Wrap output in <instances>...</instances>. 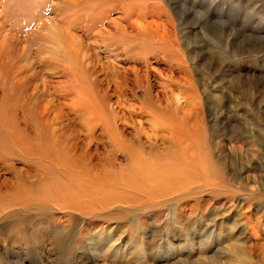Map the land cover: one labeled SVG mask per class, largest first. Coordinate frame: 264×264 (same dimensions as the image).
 Here are the masks:
<instances>
[{"label":"rangeland","instance_id":"rangeland-1","mask_svg":"<svg viewBox=\"0 0 264 264\" xmlns=\"http://www.w3.org/2000/svg\"><path fill=\"white\" fill-rule=\"evenodd\" d=\"M149 10L173 56L114 27ZM140 167L182 184L142 199ZM0 264H264V0H0Z\"/></svg>","mask_w":264,"mask_h":264},{"label":"bare ground","instance_id":"bare-ground-1","mask_svg":"<svg viewBox=\"0 0 264 264\" xmlns=\"http://www.w3.org/2000/svg\"><path fill=\"white\" fill-rule=\"evenodd\" d=\"M65 1H68V2H79L80 0H65ZM127 1V0H126ZM135 1V0H134ZM138 1H146L149 2L150 0H138ZM137 3V2H136ZM143 3V2H142ZM141 3V4H142ZM140 4V3H139ZM101 5V4H100ZM100 5H96V4H93V6H98L96 9H98L100 7ZM133 5V4H132ZM137 5V4H136ZM143 5V4H142ZM127 11L131 12L133 9L129 7V5L127 4ZM138 6V5H137ZM141 6V5H139ZM193 6V5H192ZM136 7V6H135ZM91 9V8H90ZM89 9V10H90ZM95 9V10H96ZM138 10V9H137ZM136 11V10H135ZM134 12V10H133ZM132 12V13H133ZM105 13V12H104ZM102 12V14H104ZM148 15L145 17V16H142L141 13L139 14V11L136 15H134L132 18H129L127 20V25L126 26H122V25H119L117 23H115V28L119 31H123V32H134L139 34V36H141V38H143V40H148L150 43L149 44H152V43H158L160 45L159 49L158 50H161L162 53L165 52H170V49L172 50H176L177 47H178V43L177 41L175 40V37L174 36V26L172 25V23L168 20L167 22H163L159 16V14H155L153 11L150 12V10L147 12ZM97 14V13H96ZM128 15V14H127ZM103 16V15H102ZM101 16V17H102ZM129 17V16H127ZM104 19V18H103ZM121 19V18H120ZM125 20V19H124ZM125 23V22H124ZM68 25V24H67ZM67 25L65 26V37L62 38L60 37V34L55 35V39L57 40L56 41V46L58 47V52H59V55H58V59L60 61V63L62 64L61 67H65V69H67L66 71L68 72V78L70 79V85L72 87V89L74 90L75 92V96L73 97L74 100H72V103L73 106H76L78 107L79 109L84 107L85 104L84 103H87V102H90L91 104H96L94 102H97L98 98L96 101L94 96L92 95V92L90 90V85L88 84V81L86 79V77H84V75L81 74V72L78 70L79 66H77V61L75 60V51L73 49V47H71L73 44L70 43L74 40V35L73 34H70L68 29H66ZM78 31V30H77ZM101 31V30H100ZM62 36V35H61ZM129 36V35H128ZM81 42V41H80ZM52 46V45H51ZM150 47V50L152 49L151 45L149 46ZM157 47H153V49H155ZM152 49V50H153ZM143 51L146 50V48L144 47V49H142ZM149 50V51H150ZM151 50V51H152ZM55 51V49H54ZM53 52V51H52ZM147 52V51H146ZM168 53V54H169ZM145 55V54H144ZM171 55L173 56V54L171 53ZM171 56V57H172ZM177 57V55H176ZM92 61V60H91ZM177 62L179 65H184V62L182 60V58L179 57V60L177 59ZM60 65V64H59ZM177 65H175L176 67ZM137 69V68H136ZM135 69V70H136ZM134 70V71H135ZM138 70V69H137ZM137 70L135 72H133V75H135V78H134V83H135V87H138V82H140V77H139V73L137 72ZM148 70V69H147ZM185 71V69H184ZM124 73H127L124 71ZM141 73V72H140ZM158 73V72H157ZM187 73V71H186ZM187 76V74H186ZM122 77V76H121ZM127 77V76H125ZM124 77V78H125ZM145 78L146 80H148V76L145 75ZM127 80V78L122 81L123 84L125 83V81ZM184 80V79H183ZM188 80V79H187ZM184 82H187V81H184ZM122 83L120 84V86H117L116 87V91L117 93L120 95V92L122 94L123 91H132V89H130L131 87H126V86H121ZM149 86L148 84V81H147V87ZM152 88V87H151ZM120 91V92H118ZM159 95V94H158ZM159 97V96H158ZM88 104V103H87ZM89 105V104H88ZM87 105V106H88ZM94 106V105H93ZM93 109V108H92ZM87 110V109H85ZM191 110L187 111L186 113V117L187 119L189 117L192 116V112H190ZM84 112V111H83ZM65 114V113H64ZM91 114H93L91 112ZM96 116H99V114H96ZM95 116V117H96ZM100 117V116H99ZM97 117V118H99ZM154 118V117H152ZM109 121V120H108ZM110 124V123H109ZM52 125V124H51ZM114 126V125H113ZM109 127V125L107 126ZM107 127L105 126V129H107ZM166 127V131H168V133H170L172 135L173 133V128L171 127H168V126H165ZM112 128V127H111ZM163 128V127H161ZM154 130V129H153ZM107 131V130H106ZM109 131V129H108ZM111 132V131H110ZM112 135V134H111ZM182 137V136H180ZM85 138H88V136L85 135ZM161 138V137H160ZM116 139V138H115ZM182 139V138H180ZM186 139V138H185ZM112 140V138L110 139ZM114 141V140H112ZM179 141V140H178ZM53 142V141H52ZM115 142V141H114ZM177 142V141H176ZM179 143V142H178ZM89 145V143H87ZM115 144V143H114ZM119 142L115 145H118ZM180 145H183L180 144ZM189 145V144H188ZM41 147H43L41 145ZM40 147V148H41ZM82 147V146H81ZM87 147V145L85 146ZM54 148V147H53ZM64 149V148H62ZM69 149V148H67ZM66 150V149H64ZM20 151V150H19ZM68 151V150H67ZM87 151V150H86ZM21 152V151H20ZM36 152V151H35ZM68 153V152H67ZM176 153V152H175ZM74 154V153H73ZM79 155V154H78ZM190 154H188L187 157H189ZM65 156V155H64ZM77 156V154H76ZM185 156V157H186ZM191 161L194 160L192 158H194L195 156L194 155H191ZM194 156V157H193ZM67 157V156H66ZM78 157V156H77ZM65 158V157H64ZM83 158V156H82ZM78 159V158H77ZM55 161V160H54ZM69 161V160H68ZM67 161V162H68ZM72 161V160H71ZM188 161V160H187ZM181 162V161H180ZM184 162V161H183ZM58 163V162H57ZM174 162H172V165H173ZM178 163V162H177ZM187 164H192V163H189L186 162ZM176 164V163H175ZM179 164V163H178ZM185 164V163H184ZM67 165V164H66ZM181 165V164H180ZM179 165V166H180ZM175 166V165H174ZM187 166V165H186ZM190 166V165H189ZM193 167V165H192ZM69 169V168H68ZM154 171V170H153ZM152 170L150 171V169H147L146 167H140L138 168L137 172H136V176H134L135 178H133V180L131 181L132 184H137L136 181H134L136 178L138 179V184L136 185V187L133 188V190H136V193L137 194H140L142 196V199L146 198V199H155V198H160L159 196H163L165 195V197H169L170 195L172 196L174 193H175V190L177 187L181 186L182 183H180V175L175 173L173 170L171 171H164V170H155L153 172ZM192 175V174H191ZM38 178V177H37ZM62 178V177H61ZM72 178V176H71ZM74 178V177H73ZM76 179V178H75ZM65 180V179H63ZM77 180V179H76ZM60 181V180H59ZM79 182V180H78ZM186 183V181H184ZM77 183V182H76ZM181 189V188H180ZM138 191V192H137ZM102 194H103V191H102ZM157 194H160L159 196L157 197H154V195H157ZM131 197H134L135 199L137 198L135 195L131 196ZM164 198V197H162ZM161 198V199H162ZM177 198V197H176ZM85 200H87L85 198ZM121 201H124L123 199ZM137 201V199H136ZM102 200H98L96 199V204H99V205H109V202L107 203L106 200L104 201V203H102ZM90 205V204H89ZM91 208V207H90ZM94 212V211H93ZM92 215V214H91ZM256 228V227H255ZM253 228V230L255 229ZM252 230V229H251ZM252 230V232H253ZM256 232V231H254ZM255 236V235H254Z\"/></svg>","mask_w":264,"mask_h":264}]
</instances>
